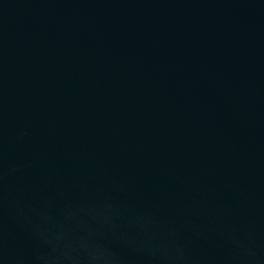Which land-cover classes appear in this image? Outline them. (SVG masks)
Returning a JSON list of instances; mask_svg holds the SVG:
<instances>
[{
    "label": "water",
    "instance_id": "water-1",
    "mask_svg": "<svg viewBox=\"0 0 264 264\" xmlns=\"http://www.w3.org/2000/svg\"><path fill=\"white\" fill-rule=\"evenodd\" d=\"M0 264H264V0H0Z\"/></svg>",
    "mask_w": 264,
    "mask_h": 264
}]
</instances>
